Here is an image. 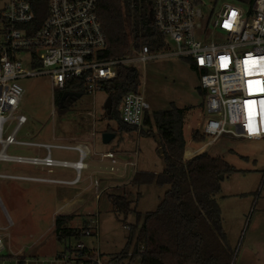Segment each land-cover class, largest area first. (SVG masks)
I'll return each instance as SVG.
<instances>
[{
  "label": "rangeland",
  "instance_id": "1",
  "mask_svg": "<svg viewBox=\"0 0 264 264\" xmlns=\"http://www.w3.org/2000/svg\"><path fill=\"white\" fill-rule=\"evenodd\" d=\"M4 1L0 0V4ZM222 2L236 1L218 0ZM197 37L205 42L226 40V34L216 26L198 32ZM170 49H163L143 65L138 64V90L150 111L168 109L171 102L179 108H195L183 130L185 156L193 151L202 152L201 147L240 170L220 181L219 195H229H216L222 229L232 253L231 264H237L246 251L250 252L246 264H258L259 259L262 260L259 264H264L261 251L264 250V138L220 136L212 144H206L208 137L200 145L192 142L190 131L199 128L204 120L205 95L192 60L164 54ZM19 83L24 93L16 112L23 114L26 120L16 133L19 144H9L6 152L43 156L49 151L51 158L59 161L78 159L76 144L85 145L88 152L82 159L85 165L78 172L69 166L0 160V173L17 175L0 177V225H6L0 264H12L13 258L26 257L19 254L32 253L48 262L78 241L94 253L111 258L114 264H136L128 258L118 261L115 255L124 246L129 226L135 223V212L153 211L168 188L154 182L129 183L136 171L158 174L163 170L164 161L155 150L157 139L140 135L137 130L117 129V120L105 114L104 102L108 94L102 88L94 93L83 91L79 97L59 107L54 102L48 76L22 78ZM13 125L14 121L5 133ZM105 131L114 134L107 143L101 139ZM105 151L115 152V163L101 160L99 155ZM73 179L74 182H67ZM109 194L125 195L131 211L125 216L116 214L107 198ZM1 204L9 219L4 217ZM57 214H71L67 226L81 233L82 223L87 225L88 220L94 218L96 228L92 225L91 231L96 234L80 233L78 238L57 239L54 229ZM7 254L16 255L3 256Z\"/></svg>",
  "mask_w": 264,
  "mask_h": 264
},
{
  "label": "built area",
  "instance_id": "2",
  "mask_svg": "<svg viewBox=\"0 0 264 264\" xmlns=\"http://www.w3.org/2000/svg\"><path fill=\"white\" fill-rule=\"evenodd\" d=\"M235 1L151 0L152 21L162 35L163 47L150 52L142 45L138 50L131 48L129 53L110 58L102 56L106 39L96 14V0H48L46 18L34 31H30L33 15L27 0L2 2L0 160L69 166L77 172L85 165L82 159L88 150L83 152V144L75 145L79 153L74 161L53 159L49 151L43 156L6 152L9 144H19L16 133L26 120L16 112L24 93L20 79L46 75L53 92H62L67 80L75 78L81 81L84 91L94 93L117 76L119 66L138 69V64L143 65L166 48H171L166 55L190 58L199 72V86L205 92L200 128L209 138L206 144L220 136L264 138V0ZM210 26L222 30L226 40L205 42L197 37L198 32ZM76 83L71 82L70 86ZM147 109L148 103L137 88L122 96L119 118L125 125L139 129ZM13 121V127L5 133ZM102 156L111 164L116 162L111 151ZM0 177L16 176L0 173ZM94 222V218L89 219L81 234H96L91 231L96 228ZM2 248L0 239V251ZM11 262L18 264L19 258ZM23 264H114V260L94 253L78 241L53 260L23 258Z\"/></svg>",
  "mask_w": 264,
  "mask_h": 264
},
{
  "label": "trees",
  "instance_id": "3",
  "mask_svg": "<svg viewBox=\"0 0 264 264\" xmlns=\"http://www.w3.org/2000/svg\"><path fill=\"white\" fill-rule=\"evenodd\" d=\"M27 1L33 15L30 31H34L46 18L48 0ZM96 14L106 39L103 57L122 56L142 45L155 52L164 45L152 21L151 0H96ZM71 82L78 83L70 86ZM67 83L65 90L84 91L79 79L70 78ZM139 84L137 68L119 66L117 76L101 88L111 97V118L117 120V129L137 130L140 135L156 138L155 150L164 161L160 173L136 171L129 183L154 182L168 188L153 211L135 212V223L129 226L124 246L115 258L118 261L128 258L136 264H231L232 253L214 196L220 192V181L240 170L205 150L185 156L183 130L195 109L193 106L179 108L171 102L165 110L147 109L139 129L122 123L118 110L121 98L126 92L137 90ZM60 95V91L53 92L54 102L59 107L62 106ZM207 137L200 127L190 131L189 138L194 143H202ZM107 198L116 214L125 216L131 211L125 195L109 194ZM71 218V214L55 216L57 239L81 235L79 230L67 226ZM86 227L83 222L82 229ZM23 258L19 256L18 264H23Z\"/></svg>",
  "mask_w": 264,
  "mask_h": 264
},
{
  "label": "crops",
  "instance_id": "4",
  "mask_svg": "<svg viewBox=\"0 0 264 264\" xmlns=\"http://www.w3.org/2000/svg\"><path fill=\"white\" fill-rule=\"evenodd\" d=\"M203 117H204V114H203ZM198 145H200L199 143H197ZM201 146H203L202 144H201ZM198 150V149H197ZM199 150H201V151H204L203 150V148H201V147H199ZM86 152H87V148H86ZM106 152H108V151H105V152H102V153H100V157H101V160L102 161H104L105 159H106V163H109L108 161L109 160H107V158H103V154L104 153H106ZM113 154H114V156H115V158H116V154H115V152L114 151H111ZM195 151H193V152H191V153H188V155L187 156H190V155H192V154H195L194 153ZM100 159V158H99ZM17 176V175H16ZM41 180H44V179H41ZM220 194V192L218 193V194H216V195H218V197H227V196H229V195H225V194H222V195H219ZM216 195L214 196V199L216 200V202H217V198H216ZM218 203V202H217ZM218 206H219V203H218ZM1 207H2V209H3V212H4V214L3 215H6V216H4L5 218L7 217V219H9L8 218V215L6 214V212H5V210H4V208H3V206H2V204H1ZM219 210H220V217H221V225H222V214H221V209H220V207H219ZM9 222H11L10 220H9ZM222 228H223V226H222ZM0 239H1V243H2V236H5L6 235V225H0ZM4 230V231H3ZM225 232V231H224ZM225 236H226V233H225ZM2 246H3V248H2V250L4 249V245H3V243H2ZM1 250V251H2ZM1 251H0V253H1ZM256 251H258V250H256ZM261 251L262 252H264V250L263 249H261ZM247 253H250L249 251H246V253L244 252L243 254H241V257L238 259V261H237V264H246L245 262H246V260H248V258H249V256L247 255ZM2 254V253H1ZM7 255H13V256H15L16 254H7ZM7 255H3V256H7ZM19 255H24V256H26L25 258H30V259H39V257H40V255L39 254H34V253H32V254H19ZM1 256V255H0ZM6 258V257H5ZM2 259H4V258H2ZM6 259H8V258H6ZM259 263H262V260H260L259 259ZM258 263V264H259Z\"/></svg>",
  "mask_w": 264,
  "mask_h": 264
},
{
  "label": "water",
  "instance_id": "5",
  "mask_svg": "<svg viewBox=\"0 0 264 264\" xmlns=\"http://www.w3.org/2000/svg\"><path fill=\"white\" fill-rule=\"evenodd\" d=\"M81 95L80 92H75L72 90H64L61 92L60 98H59V104L63 105L64 101H71L75 99L76 97H79ZM111 108H112V100L111 97L108 95L105 102H104V109L105 114L108 118H111ZM114 134L112 132L105 131L101 135V139L103 143H107Z\"/></svg>",
  "mask_w": 264,
  "mask_h": 264
},
{
  "label": "bare ground",
  "instance_id": "6",
  "mask_svg": "<svg viewBox=\"0 0 264 264\" xmlns=\"http://www.w3.org/2000/svg\"><path fill=\"white\" fill-rule=\"evenodd\" d=\"M83 152H86V148H85V146H83Z\"/></svg>",
  "mask_w": 264,
  "mask_h": 264
},
{
  "label": "flooded vegetation",
  "instance_id": "7",
  "mask_svg": "<svg viewBox=\"0 0 264 264\" xmlns=\"http://www.w3.org/2000/svg\"><path fill=\"white\" fill-rule=\"evenodd\" d=\"M66 101H64V103H65ZM68 102V101H67ZM64 105V104H63Z\"/></svg>",
  "mask_w": 264,
  "mask_h": 264
}]
</instances>
